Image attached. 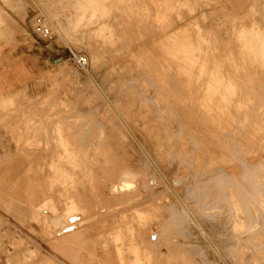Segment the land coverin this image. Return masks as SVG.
<instances>
[{
    "label": "rangeland",
    "instance_id": "obj_1",
    "mask_svg": "<svg viewBox=\"0 0 264 264\" xmlns=\"http://www.w3.org/2000/svg\"><path fill=\"white\" fill-rule=\"evenodd\" d=\"M253 51L264 0H0V264H264Z\"/></svg>",
    "mask_w": 264,
    "mask_h": 264
},
{
    "label": "bare ground",
    "instance_id": "obj_2",
    "mask_svg": "<svg viewBox=\"0 0 264 264\" xmlns=\"http://www.w3.org/2000/svg\"><path fill=\"white\" fill-rule=\"evenodd\" d=\"M46 17V16H45ZM48 20V19H47ZM54 27V26H53ZM55 28V27H54ZM263 29V28H262ZM65 30V29H63ZM243 49V48H242ZM244 49L245 46H244ZM248 51V49H246ZM251 50V49H250ZM245 51V50H244ZM242 51V53L244 52ZM241 53V54H242ZM243 55V54H242ZM264 57V55H263ZM248 59V58H247ZM243 60V59H242ZM262 61V62H261ZM252 62V64H255V66L257 67L256 70L253 71V73H255L257 71V69L260 67L261 69H264V58H261L259 54H257V51H253L252 53V56H251V61L250 63ZM261 62V63H260ZM242 67V66H241ZM259 70V69H258ZM259 72V71H258ZM251 73V71H250ZM217 75V74H216ZM261 76V75H260ZM253 79V77H251ZM250 78V79H251ZM259 78V77H258ZM223 89V88H222ZM223 94V93H222ZM225 94V93H224ZM211 99V98H210ZM225 100V99H224ZM211 109V108H210ZM210 116V115H209ZM71 135V134H70ZM225 135V134H224ZM227 135V134H226ZM225 136H223L224 138ZM70 138V137H69ZM234 138V137H233ZM222 140V139H221ZM225 140V139H224ZM222 144V143H221ZM245 145V144H244ZM228 147V146H227ZM246 148V147H245ZM227 149V148H225ZM229 150V149H228ZM223 151V150H222ZM232 151V150H231ZM157 170L159 169L158 166H156ZM173 184H175V182H173ZM170 190L173 192V194L176 196V199L178 200V203L180 204L181 208H182V212L185 213V214H188L194 224V226L202 233L206 236V238L208 239V241L211 243V241L209 240L208 236L206 235V233L203 231V228L200 224V222L198 221V219L192 214V212L189 210V207H188V204L186 203V201H184L182 198H180L178 196V194L176 193V191L174 189H171ZM247 215H248V219L250 220L249 221V224L248 225H245L244 227L246 228L245 230L248 232L246 234H248V237H250L251 235H254V234H264V222H263V219L261 217V222L260 223H257L255 220H253V218H255V212L254 210H249L247 212ZM76 216V215H75ZM74 216H70L66 219H63V217H59V218H54L52 219L51 223L54 225L55 228L58 229L57 233L59 234H66V233H69V232H72L74 229H75V223L74 221L77 220L76 217ZM238 218H240L239 216H236ZM252 219V220H251ZM245 233V231L243 232ZM245 234V235H246ZM154 237V236H153ZM158 238V236H157ZM257 238V237H256ZM259 238V237H258ZM255 239V238H254ZM156 240V239H155ZM154 241V240H153ZM256 241V240H255ZM155 242V241H154ZM159 242V241H158ZM212 247L215 248V246L212 244ZM216 249V248H215ZM216 252L219 253V251L216 249ZM245 256V255H244ZM221 257V255H220ZM221 259L224 261L225 263V260L223 259V257H221ZM227 264V263H225Z\"/></svg>",
    "mask_w": 264,
    "mask_h": 264
},
{
    "label": "crops",
    "instance_id": "obj_3",
    "mask_svg": "<svg viewBox=\"0 0 264 264\" xmlns=\"http://www.w3.org/2000/svg\"><path fill=\"white\" fill-rule=\"evenodd\" d=\"M73 17L71 18V20L72 21H75V15H72ZM63 26H64V24H63ZM1 81L2 80H0V84H1ZM8 100H9V102H11V97H9V98H7ZM20 180H21V177H19V178H17V179H14V181H17V184H15V183H12V185L8 188V192L10 191V193H11V191H13V196L14 195H16L17 193H15L17 190H18V187H19V183H20ZM17 186V187H16ZM31 190V185H30V183L29 184H27V186L25 187V196H26V198L30 195V193H29V191ZM39 190V192H38V196L39 197H41V195H43L44 196V198L46 197V193H45V190H43V189H38ZM41 191H44V192H42V194H41ZM44 202H45V199H44V201H41V200H39L37 203H35L34 205H31L30 203H28V201H27V199H26V204H25V206H24V210L27 212V215H28V217L30 218V216H31V212H32V210H34V211H36L35 209L36 208H39V209H41V207L43 206V204H44ZM78 226H77V228H76V230L74 231V232H72V233H70V234H65V235H63V236H61L60 237V239H56L55 240V246H59V245H67V244H69V242L71 243L72 242V240L74 239V237H73V234H75L76 232H78L77 230H78ZM40 229V231H41V233H42V236H43V239H45L46 240V237L43 235V232H42V230H41V228H39ZM72 234V235H71ZM88 236H89V234L86 232V238L88 239ZM72 244V243H71Z\"/></svg>",
    "mask_w": 264,
    "mask_h": 264
},
{
    "label": "built area",
    "instance_id": "obj_4",
    "mask_svg": "<svg viewBox=\"0 0 264 264\" xmlns=\"http://www.w3.org/2000/svg\"><path fill=\"white\" fill-rule=\"evenodd\" d=\"M51 27L50 26H45L44 24L38 23V31L43 35V36H50L51 34ZM75 61L78 64H84V60L82 57L75 56Z\"/></svg>",
    "mask_w": 264,
    "mask_h": 264
}]
</instances>
